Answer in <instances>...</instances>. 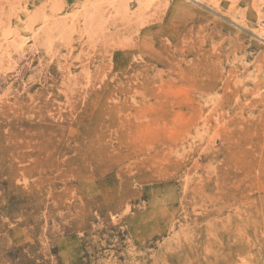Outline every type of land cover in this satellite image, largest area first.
<instances>
[{"label":"rangeland","instance_id":"374dc122","mask_svg":"<svg viewBox=\"0 0 264 264\" xmlns=\"http://www.w3.org/2000/svg\"><path fill=\"white\" fill-rule=\"evenodd\" d=\"M0 264H264V0H0Z\"/></svg>","mask_w":264,"mask_h":264}]
</instances>
